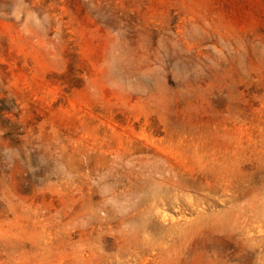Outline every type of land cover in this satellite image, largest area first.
<instances>
[{
	"label": "rangeland",
	"instance_id": "rangeland-1",
	"mask_svg": "<svg viewBox=\"0 0 264 264\" xmlns=\"http://www.w3.org/2000/svg\"><path fill=\"white\" fill-rule=\"evenodd\" d=\"M0 264H264V0H0Z\"/></svg>",
	"mask_w": 264,
	"mask_h": 264
}]
</instances>
